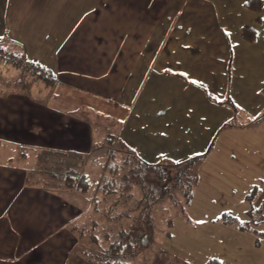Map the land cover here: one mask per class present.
<instances>
[{
	"label": "crops",
	"instance_id": "obj_1",
	"mask_svg": "<svg viewBox=\"0 0 264 264\" xmlns=\"http://www.w3.org/2000/svg\"><path fill=\"white\" fill-rule=\"evenodd\" d=\"M249 1L0 0V264H95L71 252L87 202L49 181L57 158L94 149L97 119L149 162L213 140L207 162L243 163L215 159L235 156L232 119L264 111V0L259 15ZM37 64L57 80L37 79Z\"/></svg>",
	"mask_w": 264,
	"mask_h": 264
},
{
	"label": "rangeland",
	"instance_id": "obj_2",
	"mask_svg": "<svg viewBox=\"0 0 264 264\" xmlns=\"http://www.w3.org/2000/svg\"><path fill=\"white\" fill-rule=\"evenodd\" d=\"M250 9L259 15V9ZM263 27L258 24L260 32ZM250 54H255V51L251 50ZM260 112L259 115L247 113L246 117L240 113L241 115L238 114L232 119L228 128L237 132L235 137L230 136L234 148L227 149L226 153L230 150L235 156L227 157L225 153H220L214 158L216 162H223L222 158H225L235 162L240 160L243 163H240L235 171L228 172L227 169H220L224 168L223 165L204 160L196 169L199 179L190 201L186 200L182 188L174 187L176 171L166 165L168 177L157 181L159 189L156 191L163 196L151 205L146 202L140 205L137 199L143 196V190L135 186L124 194L130 197L129 201L115 203L112 214L114 213L116 218L111 220L105 217V212L109 208L107 205L114 204L113 199L100 202L97 206L91 200L95 190L80 192L73 189L77 193H72L68 199L84 206L85 201L87 203L81 216L70 224L71 231L76 236V244L71 252H80L79 255H83L79 245L87 243L89 239H80L79 235H83L85 228L87 231L95 230L103 244L108 242L104 237L103 228L109 230L111 236L122 228L129 230L136 227V231H140L143 226L140 213L150 209L152 220L149 231H154L153 236L139 240L141 245L138 249L126 256V260L132 264H205L212 258L219 259L221 264H264V204L261 206L264 202V194L261 193L264 189V111L261 109ZM97 121L96 127L100 131L97 132L96 146L88 152L89 155H83L79 161L70 162V165L88 173L92 184L95 181L96 185L104 167L121 159V152L116 149V141L111 140L112 120L106 117ZM113 149H116L114 152L118 155H111ZM54 165V171L57 172L66 166L63 162ZM63 177L67 178V171ZM49 183L51 190H65L57 179H50ZM255 187L259 191L253 194L251 199L249 194ZM167 189L170 192H167ZM56 193L59 194L58 191ZM103 207L105 209H102ZM251 217L255 219L250 221ZM238 224H250L251 227L242 230L237 227ZM74 225L75 230L72 229ZM83 257L86 259V255ZM86 261L89 262L88 259Z\"/></svg>",
	"mask_w": 264,
	"mask_h": 264
},
{
	"label": "trees",
	"instance_id": "obj_3",
	"mask_svg": "<svg viewBox=\"0 0 264 264\" xmlns=\"http://www.w3.org/2000/svg\"><path fill=\"white\" fill-rule=\"evenodd\" d=\"M248 6L261 10L260 0H250L248 2ZM261 19L262 17L259 16L256 20L260 21ZM243 36L248 41L256 40V28L251 25H246L243 28ZM3 53L4 50L0 49V55H3ZM31 64H33V62ZM35 68L39 70L36 74L37 79L43 80L49 85L53 84L57 80L56 75L49 69H46L39 64H37ZM210 96L219 103H230L237 109V105L234 104L232 99H219L212 94H210ZM107 139L110 138L107 137ZM114 139L115 138L112 139L111 136V140ZM213 144L214 141L212 140L210 146L205 152L181 160L179 161V163H176L177 161L149 162L139 156L136 152L133 151V149L129 148L128 146H118L116 147V149L118 148L117 151L121 152V159L109 163L104 167V171H102L97 185L95 184V181L92 184L88 173L82 172L80 168L70 165V162L68 161L71 160L57 158L56 163L60 162L61 164L63 162L64 164H66V166H63L60 169L61 171L59 172L53 171V173L50 174V179L54 181L57 179L59 185H62L64 188L77 189L80 190V192L86 190L88 191L89 189H92L93 191L95 190L96 193L91 197L93 198L91 200L92 202L97 204V206L100 202L113 199L114 204H112V206L111 203L110 205H107L109 208H107L108 210L105 212V217L111 220L114 217L116 218V215L114 213L112 214L114 206L120 201L123 203L129 201L130 197L125 196L124 194L130 192L135 186H138L143 190V196L140 199H137V202H139L140 205H142L144 202L150 203L149 205H151L163 196V194L159 195V193H156V191L159 189L157 181H162L163 178L168 177L165 165L172 167L171 169H174L176 171L174 176V178H176L174 180V187L179 189L182 188L186 200L190 201L194 194V186L199 179L196 169L200 164L203 163L209 152L213 149ZM116 149L112 150L111 155L117 154L116 152H114ZM52 166L53 165H51L50 168ZM53 167H55V165ZM66 171L67 178L64 179L63 174L64 172L66 173ZM168 190L169 189H167L166 191L170 192ZM258 191V188L255 187L254 190L249 194V196L251 195L249 198L252 199L253 194ZM263 204L264 202H262L261 206ZM102 209H105V207H103ZM140 215V219L143 223V226L140 227V231H136V227L129 230L126 228H122L114 236H111L110 231L103 228L105 232L104 237L106 240H108L106 244H103L101 242V238L95 230L89 229L87 231V229L85 228L83 235L82 233H80L79 236L80 239L88 237L89 241L85 244L80 243L79 250L82 251L83 255H86V258L91 263L132 264L131 262L126 260V256H129L132 252H135L138 249V247L141 245V243L139 244V240L143 241L144 237L150 239L149 236H153L154 232L149 231L152 220L150 209L146 212L142 211ZM254 219V217H251L250 221ZM96 221L97 220H95V222ZM146 222L148 223V225H146ZM132 224H134V222ZM237 227L244 230L246 228H250L251 226L250 224L246 226L243 224H238ZM75 228V225L72 226L73 230H75ZM136 238L138 239L136 240ZM205 264H221V261L217 258H212Z\"/></svg>",
	"mask_w": 264,
	"mask_h": 264
},
{
	"label": "snow or ice",
	"instance_id": "obj_4",
	"mask_svg": "<svg viewBox=\"0 0 264 264\" xmlns=\"http://www.w3.org/2000/svg\"><path fill=\"white\" fill-rule=\"evenodd\" d=\"M176 163H179V161H177ZM197 223H203V221H197Z\"/></svg>",
	"mask_w": 264,
	"mask_h": 264
}]
</instances>
